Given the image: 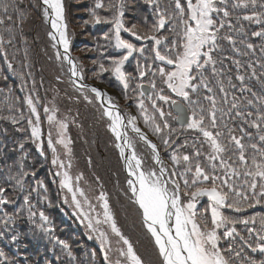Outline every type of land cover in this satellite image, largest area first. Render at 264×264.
<instances>
[{
  "label": "snow or ice",
  "instance_id": "obj_1",
  "mask_svg": "<svg viewBox=\"0 0 264 264\" xmlns=\"http://www.w3.org/2000/svg\"><path fill=\"white\" fill-rule=\"evenodd\" d=\"M143 2L152 10L153 22L150 25L147 18L144 19L143 24L126 25L124 0H114V2L109 0L108 3L104 0H94L93 6L88 9L91 19L86 23L110 25V32L103 38L112 43L115 49L123 50L122 55L109 57L110 63L107 67L101 63L96 75L110 72L124 85L125 89L128 88L129 74L124 70L125 62L133 53L143 55L145 49L122 38L121 33L126 32L137 41L152 42L151 51L154 53L152 63L138 65L137 71L141 78L151 73L150 85L154 90L156 89L155 77L158 75L171 92L192 104L198 102L190 99L189 90L197 92L200 87H203L209 93L204 96V100L209 102V107L207 109L201 107L199 113L194 111L188 121L182 120L181 110L177 106L176 118L181 120L182 124L186 123L188 129L198 131L204 138L201 141V147H196L193 143L191 153L179 151L178 149L187 147V142L179 145L177 141L171 140L170 134H164V129L169 128L168 123L166 121L162 125L157 123L156 117L147 113L143 101L141 100L138 104L145 125L160 137L165 152L171 149L170 166L165 165L161 159L157 145L136 126L137 117L129 115L127 125H130L139 139L151 149L152 160L156 165V167L145 168L144 161L129 142L127 133L121 131L126 127L124 118L119 112L114 114L109 108L103 110V115L110 121L109 130L117 141H123V143H116L115 147L119 149L120 157L125 161L124 166L128 176L127 192L131 194L129 199L133 205L137 206L141 223L154 243L158 264H234L233 257L230 255L235 251L232 243L227 248H222L220 241L231 239L235 243L237 237L243 242L244 247L250 249L251 253H259L261 256V259L257 260L245 255L241 264H264V216L258 217L260 227L257 229L247 227L250 223L256 224L257 216L235 219L223 211L229 209L235 213H243L257 205L264 207V94L258 95L247 85V74H240V69L243 67L241 61L230 55H223L225 49L220 44V41H227L232 52L242 56L248 55L239 45H243L248 50H252L254 45L246 42L247 34L243 30L241 21L262 25L260 31L252 32V36L264 39V11H257V8L264 9V0H234L231 3L229 0H167V3H162V0H143ZM42 6L45 22L49 20L51 22L52 31L48 35L54 41L57 40V36L59 37L57 42L64 50L62 59L71 65L72 76L79 74L83 79L82 70L77 69L69 53L70 40L64 0H42ZM9 7L14 9L13 14H9ZM249 8L252 9L251 14L237 15L236 24L232 23L233 12L236 9ZM0 9L3 10L0 13V25L8 21L15 27L14 15L21 23L23 22V12L19 10L18 3L10 4L8 0H0ZM100 10L110 15H102ZM13 27H7L5 30L12 33ZM225 29L227 31L221 34ZM165 32L171 33V36L164 35ZM11 42V39L7 41L9 44ZM0 43H4L2 36H0ZM53 47L56 45L54 44ZM3 56L4 62L11 70L13 65L8 61L6 51ZM56 58L61 59L59 52ZM228 60H231L236 68L237 74L234 78L240 82L241 96L232 95L228 90L237 88V85L233 83V77L225 72V61ZM156 62H160L163 66H156ZM93 63L96 62L93 61ZM209 66H211V76L215 78L218 92L223 94L222 97L218 98L211 85V79L204 75ZM246 67L251 69V74L247 78L257 79L264 92V71L257 75L252 63H248ZM259 67L264 69V63H260ZM91 92L97 99L107 98L109 101L112 99L107 93L95 87L91 88ZM162 92V89L156 92V99L167 103L169 97ZM244 93H250L251 98L242 100ZM143 94L141 92V95ZM229 95H232L231 101L228 100ZM24 102L28 105L31 115L35 117V121L30 119L28 123L32 137L38 140L41 135V118L30 96L25 97ZM172 103L175 105L176 102ZM152 107L159 112L160 119L163 120L165 114L156 106L155 101ZM246 108H254L255 112L246 111ZM44 112L48 114L50 109L45 107ZM225 117L228 118V122H225ZM47 120L50 124L53 122L58 124L59 138L53 142L49 133L48 139V147L53 152L52 163L57 165L55 145H63L68 149L70 143L64 136L67 125L56 121L54 114H48ZM16 122L13 119V123ZM236 122L256 129L259 144L255 142L253 133L243 126H229V123ZM205 143L208 145V150L202 151ZM37 147L39 149L40 146ZM125 149L130 151V155L125 154ZM68 151L70 152V149ZM225 153L230 154L228 159L224 158ZM41 154H43L42 151ZM201 157L208 162L207 166L204 165ZM64 167L63 162H59V168ZM56 174L61 177V188L71 193L73 215H76L78 219L82 218L81 223H86L89 231L96 235L104 255V264H145V260L137 253L133 243L117 226L109 207L107 194L101 191L96 197L99 207L103 209L102 218L100 213L92 215L96 212L95 206L89 202L78 184L73 185L69 173L58 171ZM21 175L27 176L28 173L23 172L21 168ZM81 178L77 176L76 181L78 182ZM16 183L21 189L23 188L22 179H16ZM40 187H43L42 183ZM5 191L4 187H0V205L14 203L6 197ZM201 197H207L208 200L203 211L197 209ZM64 202L68 203L67 198ZM24 203L28 205L30 215L36 216V212L31 211L34 206L29 196L24 197ZM39 218L43 222L39 227L45 233H51L52 229L45 227L49 224V218L43 211L39 212ZM13 219V216L5 213L3 223L7 225L12 223ZM236 224L246 226L248 237L237 230ZM100 225H107L117 238L116 243L119 247L115 249L117 258L114 261L109 255L113 252L112 241ZM220 229H223L222 233L219 232ZM3 235L4 233L0 232V236ZM12 239L15 240L16 237L13 236ZM56 242L67 250L69 257L72 256L70 246L65 241L57 239ZM244 247L235 251L236 258L241 257ZM0 256H3V253H0Z\"/></svg>",
  "mask_w": 264,
  "mask_h": 264
},
{
  "label": "trees",
  "instance_id": "obj_2",
  "mask_svg": "<svg viewBox=\"0 0 264 264\" xmlns=\"http://www.w3.org/2000/svg\"><path fill=\"white\" fill-rule=\"evenodd\" d=\"M135 1L136 4L134 9L140 11V14L136 17V21H138L139 24H143L149 8L145 7L140 9L141 0ZM135 1L127 3V5H133ZM8 2L10 4L18 3L19 10L23 12V22L21 23L14 15V20L16 22L15 27L8 21H6L4 25H0V36H2L4 40V43H0V187H4L6 191L10 190L9 192L5 191V195L9 200L14 201V203L0 205V230L8 229L10 232L13 231L15 232L13 233L15 234L14 236L21 239L22 244H24L21 255L23 256V260H27L29 264H41V258H44L47 254L50 255L48 256L50 261L56 258L57 260L61 259L66 264H77L76 257H69L66 252L64 253L67 255L63 254L62 247L56 243L51 233L46 235L48 238L44 233H40L42 236L38 235L37 229L39 225L42 224L41 220L37 219V215L32 217L29 213V209L24 203V197L29 196V200L34 206L31 211L35 209L38 214L40 211H43L46 216L50 218L53 217L54 214L60 216V213L53 212L52 210L59 204L64 192H66V189H62L60 186L61 177L56 174L60 170L57 168V165H53L52 163L53 158L50 156V148L48 147V155L43 150H40L39 153L36 151L37 145L34 144V141L37 140L32 137L31 130L27 129L29 117L34 121V116L31 115L30 109L24 102L25 95L34 98L35 106L39 109L38 113L40 115L47 105H51V101L57 102L73 113L71 116L73 121L70 125L74 128L69 130L73 132V143L71 144L73 161H75L76 168L81 171L84 178L88 180L93 187H97L95 190L97 197L101 191L107 194L109 207L111 209H116L113 207L112 201L116 198V189L119 187L117 183L120 178L119 169L121 167V162L115 148L114 140L108 131L107 121L101 114L102 111L98 109L96 103L89 105L85 102V100L88 99H85V97L93 96L86 91L75 88L70 80H68V72L63 59L57 60L56 54L58 50L56 47H53L54 44L48 37L49 30L46 26L39 1L8 0ZM104 2L107 3L109 0H104ZM229 2H234V0H229ZM162 3H167V0H162ZM65 5L67 8V0ZM251 11V8L236 9L235 12H233L232 23L236 24L235 17L237 15L242 16L244 14H251ZM257 11H264V9L257 8ZM2 12L3 10L0 9V13ZM8 12L9 14H13L14 9L9 7ZM65 13L69 31L68 36L71 42V52L80 70H82L84 80L104 83L118 89L110 73H100L96 75V73L99 72V65L103 63L104 57L121 55L120 50L115 49L112 43L103 38L106 33L110 32L106 27L107 24H93L87 28L83 35L79 36V32L77 31L78 27L73 25V19L68 9H65ZM129 16L131 17L130 19L133 20L131 14H129ZM88 17L87 21L91 19L90 15H88ZM241 23L243 24L244 32L247 34L246 42L252 43L254 48L248 50L243 45H239L248 55H237V53L231 51V46L227 41H220V44L225 49L223 55H230L234 59L240 60L243 65L240 69V74H247V85L258 95L264 94L257 79L247 78L251 74V69H247L246 67L248 63H252L256 68L257 75L264 71V69L259 67L260 63H264V51H262V48H264V39L252 36V32L260 31L262 25L248 21H241ZM7 27H13V32H7L5 30ZM237 27H239V25H237ZM225 31H227V29L222 30L221 34H224ZM164 35H167V32H165ZM10 39L12 40L11 44L7 43ZM86 50L90 52H85ZM5 51L8 55V61L13 65L11 70L8 69L7 64L4 62L3 53ZM93 61L96 63L94 64ZM225 65V72L233 77V83L237 85L236 89H228L229 92L232 95L241 96L239 91L240 82L236 81L234 78L237 74L235 66L232 65L231 60L225 61ZM217 67L219 68L220 65L218 64ZM229 68L231 69L230 72ZM204 75L211 79V85L217 93L218 98L222 97L223 94L218 92V87L215 84V78L211 76V66L204 72ZM225 85H227L226 81ZM130 89V94L132 96H136L140 93L139 89L134 85H130ZM73 92L84 94L81 96V104L78 105L77 99L75 105L71 103ZM192 93L190 99L198 102L189 105L192 109V113L194 111L199 113L201 107L205 109L209 107V102L204 100V96L209 94L206 89L200 87L197 92ZM232 95H229V101H231ZM74 97L76 96L74 95ZM243 98H251V94L244 93L242 100ZM141 100L144 103V107L150 109V105H152L151 101L143 98ZM131 101H133V99H131ZM135 102L137 103L138 101L135 100ZM120 106L123 109L124 106H122V104H120ZM134 108L137 111L136 106ZM245 110L255 112L254 108H246ZM10 116H13V118ZM13 119L17 122L13 123ZM41 120L43 122V117ZM225 122H228L227 117H225ZM167 123L170 125V130H181V128L175 125L172 116L168 119ZM237 125L243 126L247 131L252 132L255 136V142L259 144L258 136H256V129L249 128L247 124L241 125L239 122L229 123V126ZM186 129L188 130V128ZM183 135L186 139H184L183 145L185 141L187 142V147L183 148L185 153L193 152V143H195L196 147H201V141H203L204 138L198 131L190 129L189 132ZM152 136L160 145L161 150L162 143L160 137L155 134H152ZM179 138L180 135L178 140ZM171 140H173L172 137ZM21 145H23V147H21ZM206 145V143L203 144L202 151H207ZM41 151L43 154H41ZM44 155L45 158L43 157ZM229 155V153H225L224 158L228 159ZM200 159L204 165L207 166L208 162L204 160L203 157ZM233 159H236V157H233ZM218 163L217 161V164ZM114 167H118V169L112 171ZM21 168L23 172L28 173L27 176L21 175ZM32 173H35V175H32ZM121 176H123L122 171ZM9 177H13V179H9ZM16 179H22V189L17 185ZM41 183L43 187H40ZM33 189H36V191H33ZM200 199H202V202L208 201L207 197H201ZM205 204V202L202 203V207ZM46 208H48V211H46ZM10 209L15 212L10 213ZM223 211L226 215L232 216L235 219L257 216L256 224L252 225L250 223L247 226L257 229L260 227L258 217L264 216V207L260 205L248 209L243 213H235L229 209H224ZM5 213L13 216L14 219L12 223L7 225L3 223ZM68 217L72 219L70 216ZM62 219L63 218L60 216L59 221L61 223ZM18 225L22 226V231L17 228ZM52 226L53 224L49 220V224L45 227L52 229ZM235 227L243 236L248 237L249 234L245 225L236 224ZM3 237L9 238V235L5 234ZM41 238L42 249H38L37 246L32 244L35 239L36 243L40 242ZM46 239H48V249L44 246ZM230 243H232L235 251H239L241 247H244L239 237L236 238L235 243H233L231 239L225 240L223 246L227 248ZM94 246L99 248L97 244ZM55 247L60 251V259L54 256ZM23 249H26V253ZM100 250L98 251L100 252ZM16 251H18V249H6L0 245V253H3V256H0V264H18L17 259L13 260L12 258L13 255L17 254ZM235 251L231 254L237 264H241L245 255L252 256L257 260L261 259L259 253H251L250 249L246 247H244V251L241 253L240 258L235 257ZM6 259L7 261L5 263L3 260Z\"/></svg>",
  "mask_w": 264,
  "mask_h": 264
},
{
  "label": "rangeland",
  "instance_id": "obj_3",
  "mask_svg": "<svg viewBox=\"0 0 264 264\" xmlns=\"http://www.w3.org/2000/svg\"><path fill=\"white\" fill-rule=\"evenodd\" d=\"M133 1H135V0H124V3L126 5L124 20H125L126 25H128V26H130L132 23H138L139 24V22L136 21V17L138 14H140V11L137 9H134L136 1L133 3V5L132 4L127 5V3H131ZM65 2H66V0H64V4H65ZM113 2H114V0H113ZM93 4H94V0H67V8L65 5V9H68V11L70 12L72 19H73V21H72L73 25L78 27V28L77 27L76 28L78 29L77 31L79 32V36L83 35L86 32L87 28L90 27L91 25H93L91 23H86L87 18H89L88 15H90L88 9L91 8L93 6ZM140 4H141L140 9L145 8V7L149 8L143 2V0L140 1ZM100 12L102 15L110 14V13L104 12L103 10H101ZM129 14H131L133 20L130 19L131 17L129 16ZM132 14H134V15H132ZM213 15H215V14H213ZM146 18L148 20V24L150 25L153 22L152 10L150 8L148 10V14H147ZM106 27L110 31L111 26L106 25ZM68 35H69V31H68ZM121 35H122V38L130 40V42H133L137 47H143L145 49L143 55H141L140 53H133V55L131 57H129L128 61L125 62L124 70L129 74L128 88L127 89H125L124 85L119 80H117L116 77L113 76L110 72H104V74L110 73L112 75L113 82L116 84V87L119 89L118 90L116 88L111 87L118 94L119 100H116V101L118 103L122 104V106H124L123 109H124V113H125L126 117L128 118L129 115L136 116L137 117V119L135 121L136 126L140 124V126H142V128L143 127L145 128L144 129L145 132H148L151 135L154 134L153 131L148 126L145 125L143 116H141L140 109L138 108V104L140 103V100L143 98V99H148V101L150 100L152 104H153V101H155L156 106L158 104L159 107L158 106L157 107L160 108L164 112V114H165L164 119L161 120L159 112H156L153 109L152 105H150V109L148 107H145L147 109V113L149 115L155 116L156 122L161 124V125L165 121L167 122L171 116L173 118H175L174 117L175 115L171 111L173 101H175L176 103L182 102L188 108L189 115L191 118L193 116V113H192V109H191V107H189V105L192 103L185 100L183 97L177 96L175 93L171 92V90L167 88V85H165L161 82L160 77L158 75L155 77V81H156V89L155 90L150 85V80L152 79L151 73H148L143 78H141L139 76V72L137 71L138 65H143L146 62L152 63V57L154 56V53H152V51H151L152 42L151 41H137V40H135L134 37L130 36L126 32H122ZM167 35L171 36V33L167 32ZM49 38H50V36H49ZM69 40H70V38H69ZM70 47H71V42H70ZM118 50H120V49H118ZM120 51H121V55H122L123 50H120ZM85 52H90V51L86 50ZM109 63H110L109 57H104L103 58V64L107 67L109 65ZM156 66H163V65L160 64V62H156ZM68 80H70L69 74H68ZM70 82H71V80H70ZM130 85L136 86L139 89L140 93L136 96H132L130 94V90H131ZM141 85H148L150 87L151 92H150L149 96L145 97V96L141 95V89H140ZM161 89L163 90L162 94L167 95L169 97V101L167 103H165L164 101H160V100L156 99V92L160 91ZM192 94H193L192 91L189 90V96L190 97L192 96ZM74 95L76 97H74ZM83 95H84L83 93L73 92V99L71 100V103L73 105H75L76 99H77L78 105L81 104L82 103L81 96H83ZM25 97H29V95H25ZM25 97H24V100H25ZM149 97H151V99ZM31 98L34 99L33 97H31ZM87 98L88 99L85 100V102H87V104H89V105L94 104V103L97 104L95 97H88L87 96ZM131 99H133V101H131ZM135 100L138 102L136 103ZM97 105H98V109H100L102 111L101 114L103 115L102 108L99 107V104H97ZM135 106L137 108V111L134 108ZM27 107H28V105H27ZM46 107L50 109V112L48 114H54L55 115L56 121L63 122L67 125V128L64 130V136H65L66 140L70 141V143L68 144V149H70V152L63 145H59V144L55 145V147H56L55 155H56V158L58 159L57 168L61 172L67 171L69 173V175L72 177L73 185L77 186V184H78V186L81 189H83V191L85 192L89 202L95 206L96 212L92 213V215H96V213H100L101 218H102L103 209L99 207V201L96 199L97 195L95 193V190L97 189V187H93L91 185V183L84 178L81 171H79L78 168H76L75 161H73L74 159H73V156L71 154V144L73 143V141H72V137H73L72 133L73 132L72 131L70 132L69 130L74 128L70 125L73 121V119L71 118L73 113L68 111L66 108L62 107L60 104H58L55 101H51V105H49V106L47 105ZM51 110H54V111H51ZM37 111H39V109H37ZM48 114H45L44 109L42 111V114L41 115L39 114L41 119L43 117V122L41 120V123H40L41 135L37 141H34L35 145L40 146L39 149L37 147L36 151L39 153L40 150H43V151H45V153L47 155H48L49 133H51V138H52L53 142H55V140H57L59 138L58 124L56 122H53L50 124L47 120ZM10 117L13 118V116H10ZM103 117H104V119H106L104 115H103ZM29 120H30V117H29ZM34 121H35V117H34ZM106 121H107V126H108L109 121L108 120H106ZM174 123H175V121H174ZM186 128H187V126L185 128L184 127L181 128L180 131L170 130L171 128L169 125V128L164 129V134H170L169 135L170 139L172 137L173 140L177 141L179 145H183V141L185 139L183 134H186L190 130V129L187 130ZM27 129L31 130L29 123H28ZM108 131H109V127H108ZM179 135H180V138L178 140ZM131 138H132L131 139L132 145L134 147L136 145V149L138 151L139 150L141 151V152L139 151L140 154H138V155L144 161V167L145 168L156 167L154 161L152 160V153H150L146 148H145L146 150H144V148L133 137H131ZM152 138L154 139V137H152ZM43 147H45V148H43ZM158 147H159L160 154L162 156V160L165 162V165L170 166V159H169L170 149L168 150V152H165L163 145L161 147V150H160V145H158ZM178 150L184 152V149H178ZM206 150H208V145H206ZM50 156L53 158V152L52 151L50 153ZM43 157L45 158V155ZM59 162H63V164L65 166L63 169L59 168ZM69 164L71 165L70 167L68 166ZM117 169H118V167H114V168H112V171H115ZM169 170H171V168H169ZM119 171H120V174H119L120 178L118 179L119 182L117 183L119 187H117V189H116V198L112 201L113 207L116 209L110 208L113 215H114V219L116 220L117 226L121 229L122 233L126 237H128L130 239V241L133 243L134 248L136 249L137 253L145 260V264H158V256H157L155 248H154V243L151 240L150 235L147 233L146 229L143 227V225L141 223V220H140V217H139V214L137 211V207L135 205H133L131 200L129 199L131 194L129 192H127V183H126V180L128 177L123 171L122 164H121ZM121 171H122L123 176H121ZM77 176L82 177L78 182L76 181ZM9 191H6V192H9ZM65 198H67L68 203L64 202ZM78 198H80V197H78ZM80 199L83 200V198H80ZM204 202L206 204L202 207V203H204ZM204 202H202V199H199V203L197 204V209L199 211H203L205 206L208 203V201H204ZM26 206L29 209L28 205H26ZM46 211H48V208H46ZM52 211L60 213V216L65 221L62 219V223H61L59 221L60 216H57L56 214H54V216L51 218L48 217L50 222H52V224H53L51 236L55 239V241L57 239L63 240L70 246V251L72 253V256L76 257V263L77 264H104V255H103V252L99 249L100 244L96 239V235L89 231V229L86 226V223H81L82 218L78 219L76 215H73L74 207L71 204V193H68L66 190V192H64V195H63L61 201ZM9 212L14 213L15 211L10 209ZM34 212H36L35 209H34ZM29 213H30V210H29ZM36 215L38 216L37 219H40L39 214L37 212H36ZM68 216H70L72 219H70ZM209 218H210V213H209ZM41 223H43V222L41 221ZM100 227L102 230H104L108 234L109 238L112 241L113 252L110 253L109 255H110V258L114 261L117 258V254L115 252V249L117 247H119V245L116 243L117 238L114 236V234L111 233V230L107 225H100ZM17 228L20 231H22L21 225H18ZM0 232H3L4 235L5 234L9 235V238H5L3 236L1 238V236H0V238H1L0 245L3 248L18 249V251H16L17 254L13 255V257H12L13 260L17 259L18 264H29V262L27 260H23V256L21 255L22 254V248L24 247L23 246L24 244H22L21 239L19 237H16L15 240L12 239V237L15 235L13 233H15V232H13V231L10 232L8 229L7 230H0ZM37 232H38L39 236H42L40 233H44L45 236L48 235V233H45L40 227H38ZM219 232L222 233L223 229H220ZM90 236L92 237L91 239L89 238ZM46 237L48 238V236H46ZM224 241L225 240H223V239L220 241V245L222 248L225 247V246H223ZM95 244H97L99 248L95 247L94 246ZM32 245L37 246L38 249H42V238L40 239V242H37V243H36V239H35L33 241ZM58 245H60V244H58ZM44 246L46 249H48V246H49L48 239H46ZM25 250L26 249H23V251L26 253ZM98 250H100V252ZM62 252H63V254H65L64 252L68 253L67 250L63 249V247H62ZM93 253H95V256H93ZM65 255H67V254H65ZM230 255L232 256V254H230ZM48 256H50V255L47 254L44 258H41V264H66L64 261H62L60 259V251L57 247H55L54 256L58 257L60 260H57L56 258H54L52 261H50L48 259ZM65 257H67V256H65ZM82 258H83V261H82ZM233 260H234V257H233ZM3 261L6 263L7 259L3 260ZM234 262H235L234 264H237V262L235 260H234Z\"/></svg>",
  "mask_w": 264,
  "mask_h": 264
},
{
  "label": "water",
  "instance_id": "obj_4",
  "mask_svg": "<svg viewBox=\"0 0 264 264\" xmlns=\"http://www.w3.org/2000/svg\"><path fill=\"white\" fill-rule=\"evenodd\" d=\"M40 2H41V4H42V0H40ZM47 24H48L50 30L52 31L50 20L47 22ZM57 41H58V40H56V41L53 40L54 44L58 47V49L60 50V53H61V55H62V57H63V55H64L63 47L60 46V45L58 44ZM69 53H70V51H69ZM70 55H71V53H70ZM71 57H72V55H71ZM73 61H74V59H73ZM65 62H66V61H65ZM74 62H75V61H74ZM75 63H76V62H75ZM66 65H67V68H68V72H69V75H70V79H71L72 83H73V81H75V83H73V84H74L77 88H80V89H86V90H88V91L91 92V88L95 87V88H97L99 91L104 92V93H107V94H108V97H111V94H110V93H111V90H110V89H107L104 85H101V84L87 83V82L84 81V79H81V78H80V75H79V74H78L77 76H75V77L72 76V73H71V71H70L71 65H69L67 62H66ZM76 65H77V64H76ZM77 69L80 70L78 66H77ZM81 85H83V87H81ZM142 91H143V93H144L145 95H147V94L149 93V89L146 88V87H142ZM91 93H92V92H91ZM92 94H94V93H92ZM94 95H95V94H94ZM98 102L100 103V105H103V108H109L111 111H113L114 114H115L116 112H119V113L121 114V116L124 118V123H125V125H126V127L122 128L121 131H122V132H126L127 121H126V118H125V116L123 115L122 111H121L120 108L117 106V104L114 103V102H112V99L109 101L107 98L98 99ZM177 106H178L179 109L181 110L180 115H181V117H182V120H183V121H188V120L190 119V118H189L188 111H187V109H186L182 104H180V103H175V105L172 106V109H173L174 114H175L176 116L178 115V108H177ZM176 122H177V125L180 126V127H184V126H186V123L182 124L181 120L176 119ZM128 130H129V132H131L132 134H134L135 136H137V137L139 138L138 134L135 133L133 130H130V129H128ZM126 133H127V132H126ZM113 136H114V135H113ZM127 136H128V134H127ZM114 137H115V136H114ZM147 137H148V136H147ZM115 139H116V137H115ZM128 139H129V136H128ZM148 139L150 140L149 137H148ZM116 141H117V139H116ZM129 142H130V140H129ZM117 143H123V141H122V140H121V141H117ZM153 143H155V142H153ZM155 144H156V143H155ZM117 150H118V152H119V149H117ZM125 154H126V155H130V151H129L128 149H125ZM119 156H120V152H119ZM120 159H121V157H120ZM121 162H122V166H123L124 172H125L126 175H127V170L125 169V166H124V165H125V161H124L123 159H121ZM127 177H128V176H127Z\"/></svg>",
  "mask_w": 264,
  "mask_h": 264
},
{
  "label": "bare ground",
  "instance_id": "obj_5",
  "mask_svg": "<svg viewBox=\"0 0 264 264\" xmlns=\"http://www.w3.org/2000/svg\"><path fill=\"white\" fill-rule=\"evenodd\" d=\"M59 39V37L57 36V40ZM126 129H130L132 130L131 126L130 125H127V128ZM142 132V131H141ZM143 133V132H142Z\"/></svg>",
  "mask_w": 264,
  "mask_h": 264
}]
</instances>
